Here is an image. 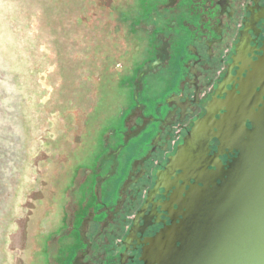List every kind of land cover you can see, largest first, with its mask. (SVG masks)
Returning a JSON list of instances; mask_svg holds the SVG:
<instances>
[{"label":"rangeland","instance_id":"obj_1","mask_svg":"<svg viewBox=\"0 0 264 264\" xmlns=\"http://www.w3.org/2000/svg\"><path fill=\"white\" fill-rule=\"evenodd\" d=\"M144 4L0 0V264L85 261L107 227L104 179L172 86L152 26L132 22Z\"/></svg>","mask_w":264,"mask_h":264},{"label":"flooded vegetation","instance_id":"obj_2","mask_svg":"<svg viewBox=\"0 0 264 264\" xmlns=\"http://www.w3.org/2000/svg\"><path fill=\"white\" fill-rule=\"evenodd\" d=\"M155 2L145 0V15L137 14L140 21L132 22L140 27L145 22L152 26L149 33L153 40L156 38L158 56H164L159 66L168 59L173 61L167 70L172 73L168 77L172 86L168 94L151 104L157 116L143 110L148 122L142 132L152 126L147 138L138 149L126 152L114 180L111 181L114 172L104 179L108 181L101 207L106 218L101 222L111 228L109 236H123L106 250L97 244L91 251L93 245L87 242L81 254L86 259L95 253L91 260L99 261L98 264H145L141 258L149 240L181 222L186 209L180 203L195 180L187 182L181 177L182 170L167 169L170 158L195 122L206 114L209 102H222L229 92L240 94L246 78L264 57V0ZM153 9L157 12L150 21L145 16ZM260 89L257 87V91ZM218 111L217 120L227 110L219 105ZM246 125L252 127L250 121ZM217 132L218 128H214L207 156L227 168L238 151L222 147L215 136ZM94 212V216L100 214ZM72 264L92 263L80 260Z\"/></svg>","mask_w":264,"mask_h":264},{"label":"water","instance_id":"obj_3","mask_svg":"<svg viewBox=\"0 0 264 264\" xmlns=\"http://www.w3.org/2000/svg\"><path fill=\"white\" fill-rule=\"evenodd\" d=\"M219 105L227 111L217 120ZM214 128L222 147L238 151L227 168L207 156ZM167 169H180L185 181L195 182L180 203L186 209L181 222L149 240L141 258L145 264H264V57L240 94L209 102ZM110 229L107 225L95 244L102 250L123 236H109ZM94 254L85 262L98 264L91 260Z\"/></svg>","mask_w":264,"mask_h":264}]
</instances>
